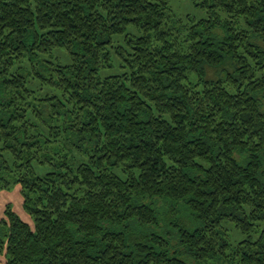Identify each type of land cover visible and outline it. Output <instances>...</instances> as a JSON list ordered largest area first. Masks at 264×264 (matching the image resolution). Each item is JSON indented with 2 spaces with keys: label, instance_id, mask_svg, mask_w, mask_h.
Wrapping results in <instances>:
<instances>
[{
  "label": "trees",
  "instance_id": "obj_1",
  "mask_svg": "<svg viewBox=\"0 0 264 264\" xmlns=\"http://www.w3.org/2000/svg\"><path fill=\"white\" fill-rule=\"evenodd\" d=\"M197 5L0 0L8 264H264V0Z\"/></svg>",
  "mask_w": 264,
  "mask_h": 264
},
{
  "label": "rangeland",
  "instance_id": "obj_2",
  "mask_svg": "<svg viewBox=\"0 0 264 264\" xmlns=\"http://www.w3.org/2000/svg\"><path fill=\"white\" fill-rule=\"evenodd\" d=\"M199 0H170V4L172 7L173 14L179 19H185L188 16L195 18L196 20H201L208 17V13L205 9L198 6ZM44 59H50L56 63L67 64L69 63L70 57L68 56L65 49H59L52 56H44ZM114 61L117 63L119 61L118 56L113 54ZM124 71V69L119 68L118 64H116L115 68L104 69L101 72L102 77H106L109 75L120 74ZM35 90H39V85L34 87ZM42 94H45L42 93ZM39 95V93H38ZM77 164L84 160V156L76 153ZM11 207L24 221L28 222L31 226H34V220L32 217L25 211L23 206V195L21 192V188L19 184L12 185L9 189H3L0 191V221L7 217L6 210L8 207ZM229 233L234 239H242L243 236L235 229H230ZM8 259L5 253L0 252V264H8Z\"/></svg>",
  "mask_w": 264,
  "mask_h": 264
}]
</instances>
